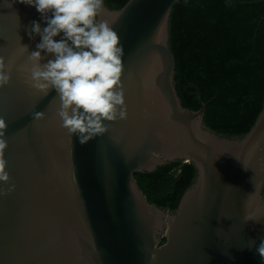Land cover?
Returning <instances> with one entry per match:
<instances>
[{
	"label": "water",
	"instance_id": "1",
	"mask_svg": "<svg viewBox=\"0 0 264 264\" xmlns=\"http://www.w3.org/2000/svg\"><path fill=\"white\" fill-rule=\"evenodd\" d=\"M178 2L104 4L101 19L123 45L127 116L82 144L60 127L55 93L41 98L31 86L20 42L35 49L39 37L27 28L38 13L0 0V56L12 65L0 88L9 173L0 183V264H262L264 106L232 139L204 125L206 103L182 106L169 48ZM175 162L193 164L196 178L168 212L147 201L135 174Z\"/></svg>",
	"mask_w": 264,
	"mask_h": 264
},
{
	"label": "trees",
	"instance_id": "2",
	"mask_svg": "<svg viewBox=\"0 0 264 264\" xmlns=\"http://www.w3.org/2000/svg\"><path fill=\"white\" fill-rule=\"evenodd\" d=\"M129 0H104L109 10ZM264 0H179L169 22L175 89L184 108L206 103L204 125L216 135L242 138L264 106ZM193 164L175 162L135 174L150 204L175 212L193 185ZM264 196V191H263Z\"/></svg>",
	"mask_w": 264,
	"mask_h": 264
},
{
	"label": "clouds",
	"instance_id": "3",
	"mask_svg": "<svg viewBox=\"0 0 264 264\" xmlns=\"http://www.w3.org/2000/svg\"><path fill=\"white\" fill-rule=\"evenodd\" d=\"M18 2L34 8L39 15L27 28L29 39L38 36L39 42L32 51L20 42V50L27 54L32 88L41 98L55 93L60 127L83 144L104 134L108 122L125 119L123 45L112 25L101 19L105 13L104 0ZM11 72V63L0 56V88L9 85ZM42 115L36 113L37 118ZM6 128L0 119V183L4 184L9 181ZM3 194L0 190V195ZM255 252L264 264V237Z\"/></svg>",
	"mask_w": 264,
	"mask_h": 264
}]
</instances>
